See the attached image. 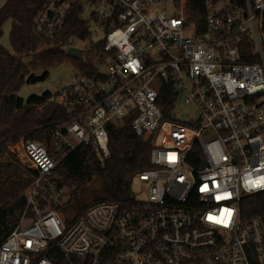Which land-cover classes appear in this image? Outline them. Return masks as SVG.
<instances>
[{
	"label": "built area",
	"instance_id": "obj_1",
	"mask_svg": "<svg viewBox=\"0 0 264 264\" xmlns=\"http://www.w3.org/2000/svg\"><path fill=\"white\" fill-rule=\"evenodd\" d=\"M77 5L104 53L48 100L73 109L50 145L9 146L36 175L0 264H264V222L242 212L264 195V0H47L33 36L53 42ZM74 40L61 51L81 49L85 63ZM180 103L199 117L177 118ZM130 115L151 167L126 207L99 202L67 221L58 163L91 146L104 166L107 127Z\"/></svg>",
	"mask_w": 264,
	"mask_h": 264
},
{
	"label": "trees",
	"instance_id": "obj_2",
	"mask_svg": "<svg viewBox=\"0 0 264 264\" xmlns=\"http://www.w3.org/2000/svg\"><path fill=\"white\" fill-rule=\"evenodd\" d=\"M47 0H8L0 9V40L3 28L12 21L10 35L14 53L0 43V155L6 158L0 162V245L19 225L26 209L25 191L33 182L34 171L25 166L9 146L23 139L36 140L43 144L52 143L57 126L71 120L73 109L48 103L54 94L44 98H29L25 103L19 93L30 75V65L25 58L37 60L33 67L53 68L63 60L71 61L83 72L97 69L94 62L102 58L104 41L92 43L86 51V62L68 58L61 51L70 39L87 40L90 25L83 18V7L77 5L64 29L53 41L39 40L32 34V25L38 12ZM264 20V16H263ZM264 31V25H263ZM96 54V56H95ZM246 60L258 62L259 58L250 50ZM41 109V110H40ZM168 118L173 119L171 109H165ZM135 116L126 117L121 124H110L107 129L110 138V158L102 166L91 146H80L62 159L54 172L53 181L60 188H75L61 210L67 221L80 216L88 207L99 202H114L126 207L131 199V186L137 173L151 167V143L138 137L133 130ZM52 153V151H50ZM97 186L83 200L79 193ZM242 212L246 218H260L264 222V195L245 201Z\"/></svg>",
	"mask_w": 264,
	"mask_h": 264
},
{
	"label": "rangeland",
	"instance_id": "obj_3",
	"mask_svg": "<svg viewBox=\"0 0 264 264\" xmlns=\"http://www.w3.org/2000/svg\"><path fill=\"white\" fill-rule=\"evenodd\" d=\"M92 29H94V26H92ZM3 31L4 35L3 38L0 40V43L10 52L14 53L10 40V35L12 31V21L6 23L3 28ZM92 42H94L95 44L99 43V37H95ZM74 43L77 47H81L84 50H88L92 46L89 40L82 41L79 39H75ZM33 58V56L25 58L26 63L30 65L31 73L27 77L25 86L19 93V99L21 102L24 103L32 97L42 99L45 97L46 94H55L56 92H59L80 73V70L74 65L73 62L67 61L65 59L60 65L53 68L47 69V67H44L45 62L43 61L41 62V64H43L41 67H37L38 65H36V67L34 68L33 65L37 60ZM101 70L104 72L105 68L101 67ZM199 115L200 114L198 112V109L194 106H187L183 103H180L177 108L176 116L182 121H186L188 119H196L197 117H199ZM17 147L19 148V146ZM17 147H15L14 153L20 160H22L23 157ZM4 158H6V155H0V162L4 160ZM23 163L25 166L27 165L25 162ZM96 186L97 181L94 180L91 184L90 190L89 187L82 189L79 193V196L83 200L87 199L90 192H93L92 190L96 188ZM64 190L65 197L69 198L70 194L74 192L75 188H64ZM29 224L30 220H25V225L27 226Z\"/></svg>",
	"mask_w": 264,
	"mask_h": 264
},
{
	"label": "water",
	"instance_id": "obj_4",
	"mask_svg": "<svg viewBox=\"0 0 264 264\" xmlns=\"http://www.w3.org/2000/svg\"><path fill=\"white\" fill-rule=\"evenodd\" d=\"M66 56L68 58L74 59V60H78V61H82L83 59V53L81 49L78 48H70L67 52H66Z\"/></svg>",
	"mask_w": 264,
	"mask_h": 264
},
{
	"label": "snow or ice",
	"instance_id": "obj_5",
	"mask_svg": "<svg viewBox=\"0 0 264 264\" xmlns=\"http://www.w3.org/2000/svg\"><path fill=\"white\" fill-rule=\"evenodd\" d=\"M210 219H211V217H210Z\"/></svg>",
	"mask_w": 264,
	"mask_h": 264
},
{
	"label": "crops",
	"instance_id": "obj_6",
	"mask_svg": "<svg viewBox=\"0 0 264 264\" xmlns=\"http://www.w3.org/2000/svg\"><path fill=\"white\" fill-rule=\"evenodd\" d=\"M57 93V92H56Z\"/></svg>",
	"mask_w": 264,
	"mask_h": 264
}]
</instances>
